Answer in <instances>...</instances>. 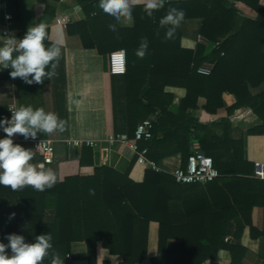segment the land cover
Instances as JSON below:
<instances>
[{"label": "crops", "instance_id": "0c3cea01", "mask_svg": "<svg viewBox=\"0 0 264 264\" xmlns=\"http://www.w3.org/2000/svg\"><path fill=\"white\" fill-rule=\"evenodd\" d=\"M228 1L235 3L237 0ZM175 2L178 1H165L163 8L148 17L144 12L145 0H134L128 24L119 26L116 33H111L108 28L115 22L100 13L99 0H0V29L7 26L6 15L11 14L13 18L8 25L10 35L22 38L31 24L43 23L53 41L58 38L64 41L61 56L56 62V75L48 82L28 85L20 78L5 77L9 69L0 71V119L8 115L9 108L13 105L17 108L30 105L34 109L44 108L54 112L64 121L65 130L62 133H38L37 138L56 141L55 160L46 168L54 171L57 182L70 175L92 178L96 169L108 167L121 174L130 169V180L135 184H143L147 171L164 172L173 176L176 169L184 167L187 160L181 152L160 159L164 151L161 146L152 151L148 146H142V141L137 143V150L129 146L138 124L145 121L154 124L158 122L161 110L152 109L149 112L147 107L150 103L148 97L155 96L156 92H159V98L168 96L175 111L179 110L183 100L188 99L192 106L187 109L186 114L198 121V124L210 126L212 134L222 136L226 128L219 124L229 119L230 138L233 141H244V160L253 165L251 177L264 180L256 174L258 170H264V134L249 133L261 126L262 121L249 107L236 108L230 113L237 98L234 94L225 92L224 106L216 112H209L205 109V97L192 96L189 99L188 90L181 78L174 77V83H168L165 77L158 75L165 68L161 65L157 67L154 62H158V59L150 56L153 51L149 48L155 40L179 41L183 48L194 50V59L202 55V47L207 44V39L200 34L203 18L196 16L195 11L187 7L189 4ZM75 4L80 5V9L75 8ZM169 4L176 6H165ZM260 4L264 6V0H260ZM171 8L182 9L185 16L172 37L166 38L165 34H158L157 30L162 28L160 18ZM249 13L253 14L255 10L250 9ZM89 16L93 19L92 24L85 28L74 27L75 33L68 32V24L85 22ZM99 17H103L102 23L98 21ZM104 38L111 40V43L101 44L103 51L99 52L96 42ZM142 38H147L149 47L146 55L139 58L136 51ZM1 40L0 33V44ZM118 50L125 51L127 65L129 62L131 66H140L132 73L111 74L108 56ZM201 68H212V64L205 62ZM181 71L184 68L180 64L171 69V72ZM263 91L264 83L260 87L251 88L253 96ZM122 135H126L128 139L120 140ZM16 136L14 143L33 150V140H25L19 134ZM203 136L204 130L193 132L190 140L193 150L196 147L202 150L200 139ZM162 138V134L158 136V139ZM210 156L217 162L216 167L220 172L218 179L196 184H180L174 182L173 178L162 179L161 185H165L170 199L166 206L164 199L162 200L160 211L159 207L152 210L161 220L153 218L146 221L136 217L137 211L128 200L115 204L110 210V218L101 222L106 226L107 232L101 234L100 241L81 239L71 243L65 264H124L125 254H129L134 247L138 251L137 255L143 252L146 254L137 264H154V260H158V264H184V242L180 234L182 227L187 226L189 208L199 202L214 209L235 208L236 214L232 216L225 236H230L231 240L225 242L245 244L247 251L241 264H264V204L255 205L253 193L238 183L236 175L231 173L234 163L229 156L221 151H214ZM42 161L43 156L35 153L32 162L41 164ZM152 164L157 166V170ZM242 167L250 169L245 164ZM141 188L143 187L139 189ZM140 192L136 198L138 201L142 198ZM13 198L16 199L17 196ZM158 199L157 195L156 204L160 202ZM8 200L0 197L2 212L9 216L8 227L14 232L33 230L36 224L29 220L31 212L18 209L16 204L7 203ZM12 213H15V217L10 219ZM48 217L50 211L47 210L40 223ZM90 224L84 230L91 232L97 227L95 222ZM48 227L49 225H44V230ZM237 228L244 229L240 239L235 237ZM231 263L230 250L221 249L214 264Z\"/></svg>", "mask_w": 264, "mask_h": 264}, {"label": "trees", "instance_id": "16d2710c", "mask_svg": "<svg viewBox=\"0 0 264 264\" xmlns=\"http://www.w3.org/2000/svg\"><path fill=\"white\" fill-rule=\"evenodd\" d=\"M177 3L189 4L187 7H191L196 16L203 18L200 34L207 39V44L202 47L204 49L202 55L194 59V50L183 48L179 41L155 40L149 48L153 51L150 56L158 59V62H154L157 67L161 65L165 68L158 72V75L165 77L168 83H174L172 80L174 77L181 78L188 90L189 99L192 96L205 97L207 101L205 109L209 112H216L224 106L223 93L234 94L237 103L229 112L232 113L236 108L249 107L262 121L261 126L249 133L264 134V91L256 96L251 93V88L260 87L264 83V6L260 4V0H237L235 3L228 0H179L175 2ZM250 9H254L255 13L250 14ZM102 19L103 17H99L98 21L102 23ZM92 23L93 19L89 16L85 22L68 24V32L75 33L74 27L85 28ZM163 29L157 30L158 34H165L167 28ZM108 43H111L108 38L96 42L99 52L103 51L101 44ZM45 44L47 46L48 41H45ZM196 48L198 49V44ZM205 62L212 64L209 74L199 72ZM177 64L182 65L184 71L171 72L172 67ZM138 67L131 66L128 62L126 73H132ZM10 71L11 69L6 71L5 77H10ZM157 93L159 92L153 97H148L150 103L147 107L149 112L152 109H159L162 114L154 124L153 138L143 140L142 146H148L151 151L154 148L158 150V146H161L164 151L160 159L181 152L188 160L193 152L190 146L193 132L204 130V136L200 139L202 150L209 156L214 151H221L229 156L234 163L231 173L236 175L240 185L253 193L254 204L263 205L264 180L251 177L253 165L244 160V141H233L230 138V120H223L219 124L226 128L222 136L212 134L210 126L198 124V121L186 114L187 109L192 106L188 99L183 100L179 110L175 111L172 102L167 99L168 96L163 95L159 98ZM161 134L163 138L160 140L158 136ZM242 164L250 166V169H245ZM240 174L243 176H239ZM129 175L130 169L121 174L111 168L102 167L96 169V174L92 178L66 176L52 188L44 191H37L31 186L16 191L0 186V197L9 199L7 203L16 204L22 211L29 210L31 212L29 220L36 224L29 232L12 231L7 225L10 221L9 216L2 212L0 205V240L7 243L6 237L9 233L21 234L30 242H34L36 235L50 236L52 252L43 264H51L50 258L53 254L62 259L61 264H65L71 243L81 239L100 241L101 234L107 232L106 226L101 222L110 218V210L119 202L128 200L137 211L136 217L140 219L161 220V217L152 213V210L159 207L160 211L163 199L165 206L167 205L170 194L165 190V185H161V181L174 177L164 172L147 171L144 183L135 184ZM140 187L143 188L139 189ZM139 191L142 193L141 201L136 199ZM157 195L160 198L159 204H156ZM15 196L16 199L13 198ZM47 210L50 211V217L40 223L44 220ZM235 214V208L214 209L204 202L191 206L187 226L182 227L180 234L184 242V264H214L219 251L224 248L230 250L232 254L231 264H241L247 251L245 244L233 245L225 242L230 220ZM91 222H95L97 227L91 232L84 230L85 227H90ZM44 225L49 227L44 230ZM243 230L237 228L235 234L237 239L241 238ZM137 253L134 247L129 254H125L124 264H137L146 256L145 252L140 255ZM158 263H160L158 260H154V264Z\"/></svg>", "mask_w": 264, "mask_h": 264}, {"label": "clouds", "instance_id": "9594fccd", "mask_svg": "<svg viewBox=\"0 0 264 264\" xmlns=\"http://www.w3.org/2000/svg\"><path fill=\"white\" fill-rule=\"evenodd\" d=\"M164 3L165 0H145V14L152 17L154 11L164 7ZM133 5L134 0H99L100 13L115 22L109 26V32L116 33L119 26L128 24ZM184 16L182 9L171 8L160 18V27L167 28L166 38L172 37ZM45 41H48L47 46ZM63 43L62 39H51L45 24H31L22 38L13 34L0 44V71L11 69L9 75L12 79L20 78L28 85L42 84L56 75V62L61 56ZM148 47L147 38H142L136 55L143 58ZM10 111V118L0 119V130L5 133L0 138V186L13 191L26 186L37 191L52 188L57 182L54 171L43 164H34V151L14 143L13 137L19 134L25 140H37L38 133H62L65 130L64 121L54 112L44 108L34 109L30 105L10 108ZM14 217L15 213H12L10 219ZM6 238L7 243L0 240V264H43L52 252L51 237L44 234L36 235L31 243L17 233H9ZM50 260L51 264H61L62 261L55 254Z\"/></svg>", "mask_w": 264, "mask_h": 264}, {"label": "built area", "instance_id": "2783aa9c", "mask_svg": "<svg viewBox=\"0 0 264 264\" xmlns=\"http://www.w3.org/2000/svg\"><path fill=\"white\" fill-rule=\"evenodd\" d=\"M165 1H179V0H165ZM188 1V0H182ZM75 8L80 9V5L75 4ZM13 16L11 14L6 15L7 26L0 29L2 42L7 39V36H10V28L9 23L12 20ZM62 20V19H61ZM67 20V18L65 19ZM64 20V21H65ZM108 65L109 72L115 75L125 74L127 71V58L124 50H118L112 52L108 56ZM211 68H201L199 72L203 74H209ZM10 108L15 109L16 106H11ZM6 117H11L12 113L10 111ZM154 123L150 121L141 122L138 124L133 142L129 144L130 148L137 150L138 142L143 140H151L154 136ZM5 133L0 130V138H3ZM14 140L17 139L15 135L13 137ZM120 140L126 141L128 137L126 135H122L119 137ZM39 144V147L36 148V145ZM33 151L37 154L43 156V161L41 164L46 168L51 165L55 160L56 155V141L51 138L46 139H37L32 142ZM146 150H144V154ZM142 159V157H141ZM153 168L157 170V166L152 164ZM257 176L264 178V170L260 169L256 172ZM173 177L177 183L180 184H196V183H208L212 182L220 177V172L215 166L214 159L203 152L200 148H194L193 152L189 155L187 163L184 167H179L173 172ZM231 240L230 236L225 237V241L229 242Z\"/></svg>", "mask_w": 264, "mask_h": 264}, {"label": "rangeland", "instance_id": "374dc122", "mask_svg": "<svg viewBox=\"0 0 264 264\" xmlns=\"http://www.w3.org/2000/svg\"><path fill=\"white\" fill-rule=\"evenodd\" d=\"M215 164H217V162L215 161Z\"/></svg>", "mask_w": 264, "mask_h": 264}]
</instances>
